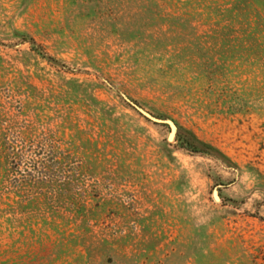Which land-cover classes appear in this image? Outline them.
I'll list each match as a JSON object with an SVG mask.
<instances>
[{"label": "rangeland", "instance_id": "rangeland-1", "mask_svg": "<svg viewBox=\"0 0 264 264\" xmlns=\"http://www.w3.org/2000/svg\"><path fill=\"white\" fill-rule=\"evenodd\" d=\"M0 264H264V0H0Z\"/></svg>", "mask_w": 264, "mask_h": 264}, {"label": "trees", "instance_id": "trees-1", "mask_svg": "<svg viewBox=\"0 0 264 264\" xmlns=\"http://www.w3.org/2000/svg\"><path fill=\"white\" fill-rule=\"evenodd\" d=\"M178 143H180L182 148L191 154L209 155L214 153L216 155H220L215 149L205 143L198 141L192 135L185 134L184 136H179Z\"/></svg>", "mask_w": 264, "mask_h": 264}, {"label": "water", "instance_id": "water-1", "mask_svg": "<svg viewBox=\"0 0 264 264\" xmlns=\"http://www.w3.org/2000/svg\"><path fill=\"white\" fill-rule=\"evenodd\" d=\"M122 98H123V100L131 107V108H133L138 114H140L141 116H143L145 119H147L148 121H150V122H152V123H154V124H159V125H166L168 128H169V130H170V135H169V137H168V141L169 142H172L173 141V139H174V137H175V135H176V132H177V129H176V127H175V125L171 122V121H169V120H156V119H154V118H152L151 116H149L148 114H146V113H144L142 110H140L139 108H137L134 104H132L129 100H127L124 96H122ZM214 200L216 201V202H218L219 201V199H218V197H217V195H216V193H214Z\"/></svg>", "mask_w": 264, "mask_h": 264}]
</instances>
